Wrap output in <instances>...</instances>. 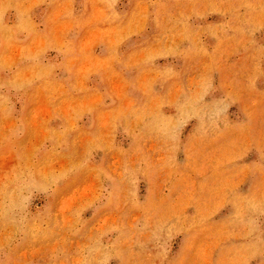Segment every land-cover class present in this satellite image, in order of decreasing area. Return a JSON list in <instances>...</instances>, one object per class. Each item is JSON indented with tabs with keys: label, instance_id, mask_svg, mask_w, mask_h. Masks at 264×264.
Here are the masks:
<instances>
[{
	"label": "rangeland",
	"instance_id": "1",
	"mask_svg": "<svg viewBox=\"0 0 264 264\" xmlns=\"http://www.w3.org/2000/svg\"><path fill=\"white\" fill-rule=\"evenodd\" d=\"M0 264H264V0H0Z\"/></svg>",
	"mask_w": 264,
	"mask_h": 264
}]
</instances>
